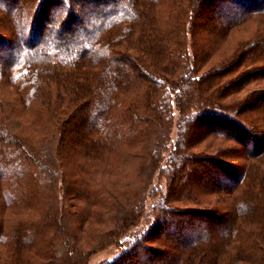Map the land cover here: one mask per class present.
I'll return each instance as SVG.
<instances>
[{
  "label": "trees",
  "instance_id": "1",
  "mask_svg": "<svg viewBox=\"0 0 264 264\" xmlns=\"http://www.w3.org/2000/svg\"><path fill=\"white\" fill-rule=\"evenodd\" d=\"M2 26L0 264L118 239L106 264H264V88L237 98L264 82V0H0Z\"/></svg>",
  "mask_w": 264,
  "mask_h": 264
},
{
  "label": "rangeland",
  "instance_id": "2",
  "mask_svg": "<svg viewBox=\"0 0 264 264\" xmlns=\"http://www.w3.org/2000/svg\"><path fill=\"white\" fill-rule=\"evenodd\" d=\"M256 25H258V22L252 21V22H249V24L247 26L249 29H254V28H256ZM6 29H7L6 27L2 26L0 31L4 32L5 34H10L9 31H7ZM51 33H54V30H52ZM238 35H239V33L236 32L235 35L233 36V38L228 39L227 43H226L227 46H230V44H232V41H235L232 39L236 38ZM247 35H248V33H247ZM216 59H218V58L215 57V60H213V59L210 60V62L206 64L205 68H208L212 64L214 65V61H216ZM205 68L203 70H205ZM260 88H264V82L251 85L250 87L246 88L240 95H237V98H240L241 96H245L244 94L247 93V91L250 89L253 90V89H260ZM177 117H178V112H175L174 127L172 128V131H171V138H170V143H169L170 148L165 150L166 157L168 156L169 152L171 151L173 145L176 143L175 140L177 139V130H178L177 129L178 128ZM195 132L193 134H195ZM238 163H240V162H238ZM144 175H148V170L146 171V173ZM163 175H161L159 169L156 170V172L153 176V179H152L153 181H152L151 185L154 186L157 184L160 187L165 188L167 182H166V178ZM151 185H150V187H151ZM150 187H149V189H151ZM159 196L160 195L157 193V195H152V196L148 195L146 197V199L144 201V203H145L144 210L145 211H144L143 217L140 219V221L137 223V225L130 226L128 229L125 230V232H124L125 236H127V237L130 236L132 238L135 235H138L139 233L140 234L145 233V231L148 229V227L150 226L151 222L154 219L155 215H153L151 210H152V206L158 200ZM121 242H122V240L118 239V240H116L115 243H112L110 245H106L103 248H97L96 250L90 251L83 258L82 264H106L107 262L116 259L128 247V245L126 246L125 244H122ZM150 246L154 247V246H156V244L151 243Z\"/></svg>",
  "mask_w": 264,
  "mask_h": 264
}]
</instances>
